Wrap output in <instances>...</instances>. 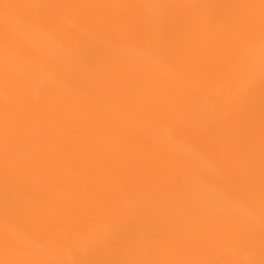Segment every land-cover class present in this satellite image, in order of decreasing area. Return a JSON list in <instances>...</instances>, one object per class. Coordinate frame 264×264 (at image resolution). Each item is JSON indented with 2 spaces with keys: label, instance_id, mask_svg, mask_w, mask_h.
<instances>
[{
  "label": "bare ground",
  "instance_id": "1",
  "mask_svg": "<svg viewBox=\"0 0 264 264\" xmlns=\"http://www.w3.org/2000/svg\"><path fill=\"white\" fill-rule=\"evenodd\" d=\"M0 264H264V0H0Z\"/></svg>",
  "mask_w": 264,
  "mask_h": 264
}]
</instances>
